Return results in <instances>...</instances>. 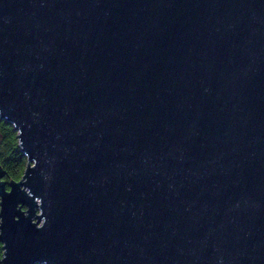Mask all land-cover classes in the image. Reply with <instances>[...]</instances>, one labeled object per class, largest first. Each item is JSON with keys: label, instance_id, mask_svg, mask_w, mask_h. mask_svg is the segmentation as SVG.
Here are the masks:
<instances>
[{"label": "water", "instance_id": "1", "mask_svg": "<svg viewBox=\"0 0 264 264\" xmlns=\"http://www.w3.org/2000/svg\"><path fill=\"white\" fill-rule=\"evenodd\" d=\"M0 264H264V0H0Z\"/></svg>", "mask_w": 264, "mask_h": 264}, {"label": "trees", "instance_id": "2", "mask_svg": "<svg viewBox=\"0 0 264 264\" xmlns=\"http://www.w3.org/2000/svg\"><path fill=\"white\" fill-rule=\"evenodd\" d=\"M26 165V157L20 152L17 134L11 124L0 121V172L3 179L19 181ZM3 257L2 244L0 243V262Z\"/></svg>", "mask_w": 264, "mask_h": 264}, {"label": "flooded vegetation", "instance_id": "3", "mask_svg": "<svg viewBox=\"0 0 264 264\" xmlns=\"http://www.w3.org/2000/svg\"><path fill=\"white\" fill-rule=\"evenodd\" d=\"M1 176H2L1 181H3V182H7L6 180L3 179V174H2Z\"/></svg>", "mask_w": 264, "mask_h": 264}]
</instances>
